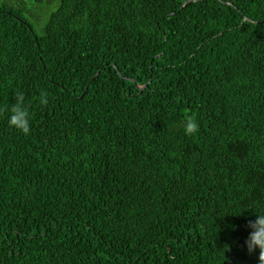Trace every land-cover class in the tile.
<instances>
[{
  "label": "trees",
  "instance_id": "trees-1",
  "mask_svg": "<svg viewBox=\"0 0 264 264\" xmlns=\"http://www.w3.org/2000/svg\"><path fill=\"white\" fill-rule=\"evenodd\" d=\"M32 3L0 0V264H257L264 0Z\"/></svg>",
  "mask_w": 264,
  "mask_h": 264
},
{
  "label": "clouds",
  "instance_id": "clouds-1",
  "mask_svg": "<svg viewBox=\"0 0 264 264\" xmlns=\"http://www.w3.org/2000/svg\"><path fill=\"white\" fill-rule=\"evenodd\" d=\"M39 101L42 105L48 104L47 94L41 92ZM30 113L24 105L22 93H18L15 103L12 104L9 115L8 125L24 135L30 133ZM185 135L191 136L198 132V124L193 117H187L183 122ZM249 233L244 241V246L249 255L257 254V264H264V214H256V218L248 222Z\"/></svg>",
  "mask_w": 264,
  "mask_h": 264
},
{
  "label": "rangeland",
  "instance_id": "rangeland-1",
  "mask_svg": "<svg viewBox=\"0 0 264 264\" xmlns=\"http://www.w3.org/2000/svg\"><path fill=\"white\" fill-rule=\"evenodd\" d=\"M18 2H21L20 0H16ZM24 1V0H23ZM57 0H47V3L49 4V8L47 11L49 12H46L45 14H43V11H42V6H38V5H35V4H30L28 6L29 10L27 12V15L26 17L28 18V20L30 22L33 23L34 25V28H35V32L36 33H41L42 32V29H43V26L45 24V22L47 21V18L49 16V13L52 11V10H55L57 4H56ZM40 14H42V18L40 21ZM39 16V19H37V17ZM37 20V21H36Z\"/></svg>",
  "mask_w": 264,
  "mask_h": 264
}]
</instances>
